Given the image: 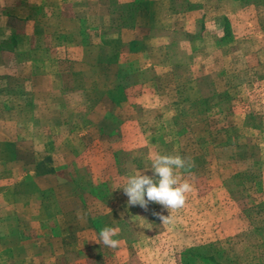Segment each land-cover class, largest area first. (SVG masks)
I'll use <instances>...</instances> for the list:
<instances>
[{"label":"rangeland","instance_id":"obj_1","mask_svg":"<svg viewBox=\"0 0 264 264\" xmlns=\"http://www.w3.org/2000/svg\"><path fill=\"white\" fill-rule=\"evenodd\" d=\"M9 1H0V34L6 28L16 33L10 46H21L20 35L30 28H59L57 20L29 24L15 18L19 1ZM30 1L32 15H59L67 3ZM84 2L95 1L76 0V7ZM133 2L107 0L115 13L111 30L84 33V56L92 66H75L74 86L63 92L69 99L60 121L70 134L46 133L42 152L21 142L33 137L37 125L33 94L38 110L53 108L55 114V85L29 84L42 70L22 65L6 86L0 77V174L15 167L5 165L8 157L25 154L46 162L37 166L46 172L39 182L55 183L58 192L55 219L45 217L50 208L37 213L55 238L29 237L38 245L28 242L27 254L32 264H264V0H142L139 20L137 13L122 15ZM116 28L128 31L117 35ZM25 39L26 48L34 44V38ZM50 39L42 36L33 46L44 47ZM105 39L115 41L114 51L99 53L98 41ZM34 50L20 53L18 62L43 60L54 71L56 52ZM101 55L130 61L118 84L119 69L101 67ZM67 79L59 80L62 89ZM25 94L31 95L27 102ZM157 153L180 155L193 165L176 170L192 186L178 210L150 203L145 211L127 203L128 178L152 175ZM55 172L67 177L60 186L47 175ZM31 185L23 181L17 188L26 193ZM18 194L11 199H20ZM154 212L169 215V221ZM104 227L116 229L117 248L100 242Z\"/></svg>","mask_w":264,"mask_h":264},{"label":"crops","instance_id":"obj_2","mask_svg":"<svg viewBox=\"0 0 264 264\" xmlns=\"http://www.w3.org/2000/svg\"><path fill=\"white\" fill-rule=\"evenodd\" d=\"M0 1L1 3H5L8 6L10 5L9 3H11L9 0ZM18 1L19 2L16 3L19 4L18 9L14 8L15 11H18L13 14L15 18L27 21L29 24L33 23L31 21L32 19L37 20L36 22H38V20H57L59 23V28L51 27V29L45 33L44 30L42 33V31L38 30L37 28L35 30L30 28L29 32L25 33V36L23 34L20 35L21 38H23L19 41L21 46H16V48L10 46L9 43H7L10 42V38H13L16 34L13 32V30L6 28L3 30V33L0 34V77L5 76L3 79L5 81L4 86L11 82V78L13 76L17 75L18 66L21 67V65L23 69L35 67L39 70H42L39 75L35 76V78L32 77V81L29 80V84L30 82L33 84L35 80V83L37 84L41 82H47L49 84L55 85V96L52 98L55 99V114L53 108L51 110H38L39 108L35 104L38 103V101L33 94L32 109L37 121V125H35L33 130L35 131L33 137L29 141L21 142L23 146L26 145L27 148L34 149L40 153L42 152L41 150L46 146L44 141V135L46 133H54V131L57 133H62L64 131L67 136L70 134L67 125L60 121L64 113L63 111L65 109V102L67 98L69 99V96L65 95V90L74 86L73 84L76 80L75 77L78 75V73L75 71V66H77L76 68L80 66L83 67V69L79 68L80 70H85L86 68L92 66L89 65L84 56L86 54V47L84 43L81 42L83 36H85L84 33L86 31H98L100 33H105L107 30H111L113 26V23L111 24V22L115 17V13L111 7L107 5V0L103 2L101 0H94L95 2L91 4L84 2V4L79 5V7L82 8L80 11L84 12L81 18H77L79 14H76V11H79L80 8L78 9L76 7V0H67L66 4L62 3L59 15L52 12L44 14L37 13L32 15L31 10L28 8L31 5V1ZM33 3L40 5L44 3V0H34ZM144 14L145 13L142 10H138L136 19H141V15ZM181 16H184V14H181ZM75 20H78L79 23H74ZM81 24L84 25L83 34V30H81ZM116 30L117 35H124V33L128 31V29L118 28H116ZM42 36L51 38L49 43L44 45V47H38L37 45L33 46ZM26 37L34 38V44L28 46L27 48L25 45L27 42L25 39ZM80 37L81 40L76 41V39ZM114 42L115 41L113 40L107 39L98 41L99 46L97 48L101 49L99 50V53H102V51L108 53V50L112 51L113 47H111V44ZM45 47L46 52H56L55 56H53L55 61L54 71H48L45 66L46 61L43 60L37 59L35 61V65L32 64V61L26 62L30 59H21L20 63L18 62L17 59L19 58L20 53V55L23 57L25 53L30 51V49L34 48L36 51L34 50L35 52L32 51V53H37V51L40 52V49H45ZM72 50L79 51L81 56L78 58L70 57ZM97 61L98 63L102 64L101 67L113 68L117 66L119 69V73L117 74V84L120 82L119 79L122 78V75L126 74V71L122 72L121 70L123 68L127 70V68L129 69L131 67L130 61H126L125 63L122 61L112 62L111 60L109 61V58H106V56L102 55L100 57L98 56ZM66 77H70V79H67L68 83L62 89V87L59 85V80ZM83 92L84 93L81 94L83 97H85L86 89H84ZM30 96L25 94L21 97L23 98V101L27 102L30 100ZM44 97H46V95H44ZM37 112L41 113L40 119L37 117L40 114L36 115ZM50 113L53 114V117L55 118L52 117L51 120H49L50 124H46ZM4 163L5 165L15 164V167H10V169L7 170V173L4 175L0 174V180L3 179L2 182L0 181V264H32L31 259L33 257L28 256L27 254L28 242L33 244V240L29 241V237L35 238L33 235H41L42 237H47L51 240L55 238V234L53 233V230L50 226L43 227V224L39 220L37 213L40 211V209L43 211L45 208H50L46 209L47 212L45 217L48 221L55 219L56 212L54 203L55 195H58V192L56 193L57 190L55 183L49 187L41 185L39 182L46 172H42V174H40L37 166L42 164L45 165L46 162H40L39 160L33 161L31 159L29 160L24 154V156L19 157H8ZM31 164L35 165L34 169L28 168V165ZM47 175L53 181L57 180V182H59L57 183L58 186L61 185L60 182L65 181L67 178L66 176L60 175L57 172H55V174L52 173ZM23 181L30 183L32 182L31 188H29L26 193L23 190L17 188L23 183ZM17 193H19V196L21 195V198L12 200V195L17 196ZM45 198H51L50 202L45 203ZM26 210L28 211L25 212ZM34 240L37 241L38 239L35 238ZM33 245H38V243Z\"/></svg>","mask_w":264,"mask_h":264},{"label":"clouds","instance_id":"obj_3","mask_svg":"<svg viewBox=\"0 0 264 264\" xmlns=\"http://www.w3.org/2000/svg\"><path fill=\"white\" fill-rule=\"evenodd\" d=\"M192 166L180 155L155 154L149 168L152 175L140 174L128 178L123 188L128 197V205L139 206L145 211L150 203L159 204L168 212L182 208L186 202V193L192 191V186L187 181L181 182L176 170H186ZM153 215L158 216L162 222L169 221V215L156 212ZM116 235V229L104 227L99 232V240L106 247L117 248L119 241L113 238Z\"/></svg>","mask_w":264,"mask_h":264},{"label":"trees","instance_id":"obj_4","mask_svg":"<svg viewBox=\"0 0 264 264\" xmlns=\"http://www.w3.org/2000/svg\"><path fill=\"white\" fill-rule=\"evenodd\" d=\"M142 3V0H134V2L131 4V5H128V6H125V7H123L122 8V15H125L126 16V14L127 13H129V12H131L134 16H133V18L135 17V14L137 13V11H138V6L140 5ZM131 15V14H130ZM124 16V17H125ZM123 17V18H124ZM123 18H121V19H123ZM125 18H127V17H125ZM124 18V19H125ZM129 18V17H128ZM81 30H83L82 31V34L84 33V25L83 24H81ZM86 41V40H85ZM84 41V43H86ZM86 45H88V43L87 44H85V46ZM89 45H90V43H89Z\"/></svg>","mask_w":264,"mask_h":264}]
</instances>
